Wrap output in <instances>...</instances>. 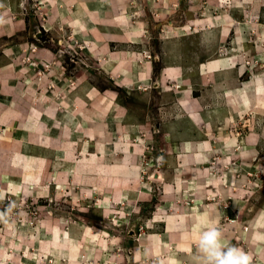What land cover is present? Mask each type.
I'll use <instances>...</instances> for the list:
<instances>
[{"label":"rangeland","instance_id":"374dc122","mask_svg":"<svg viewBox=\"0 0 264 264\" xmlns=\"http://www.w3.org/2000/svg\"><path fill=\"white\" fill-rule=\"evenodd\" d=\"M264 264V0H0V264Z\"/></svg>","mask_w":264,"mask_h":264},{"label":"clouds","instance_id":"9594fccd","mask_svg":"<svg viewBox=\"0 0 264 264\" xmlns=\"http://www.w3.org/2000/svg\"><path fill=\"white\" fill-rule=\"evenodd\" d=\"M199 251L206 264H250L251 257L235 246L222 244V232L217 227L204 231L199 239Z\"/></svg>","mask_w":264,"mask_h":264}]
</instances>
